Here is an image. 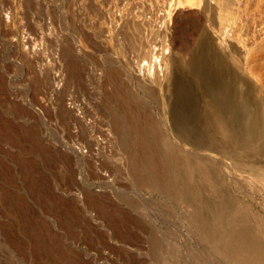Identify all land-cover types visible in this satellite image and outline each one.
<instances>
[{
  "label": "rangeland",
  "instance_id": "obj_1",
  "mask_svg": "<svg viewBox=\"0 0 264 264\" xmlns=\"http://www.w3.org/2000/svg\"><path fill=\"white\" fill-rule=\"evenodd\" d=\"M1 5L15 20L16 0ZM12 33L0 10V264H264L246 242L264 248V42L222 47L182 11L159 86L144 95L110 73L111 89L76 91L90 103L74 111L66 91L41 101L48 77ZM82 233L97 239L78 244Z\"/></svg>",
  "mask_w": 264,
  "mask_h": 264
},
{
  "label": "built area",
  "instance_id": "obj_2",
  "mask_svg": "<svg viewBox=\"0 0 264 264\" xmlns=\"http://www.w3.org/2000/svg\"><path fill=\"white\" fill-rule=\"evenodd\" d=\"M12 7L0 6L13 27L6 41L47 75L50 93L41 101L66 91L63 103L74 111L90 103L76 91L111 89L110 73L137 93L156 88L182 11L198 12L202 31L222 47L246 51L264 42V0H16L15 20Z\"/></svg>",
  "mask_w": 264,
  "mask_h": 264
},
{
  "label": "bare ground",
  "instance_id": "obj_3",
  "mask_svg": "<svg viewBox=\"0 0 264 264\" xmlns=\"http://www.w3.org/2000/svg\"><path fill=\"white\" fill-rule=\"evenodd\" d=\"M159 84H161V83L159 82V83H158V86H159ZM119 85H121V84H119ZM121 86H123V85H121ZM123 87H124V86H123ZM148 91H149V90H147V92H148ZM145 93H146V92H145ZM62 121H63V120H62ZM133 124H134V123H133ZM120 125H121V124H120ZM126 125H127V124H126ZM132 127H133V126H132ZM129 130H130V129H129ZM135 137H137V136H135ZM136 140H137V139H136ZM140 147H141V146H140ZM140 152H144V149H143L142 147L140 148ZM16 200L18 201L19 198L15 199L14 201H16ZM22 200H23V199H22ZM20 201H21V200H20ZM21 202H22V201H21ZM27 202H28V201H27ZM13 203H15V202H13ZM17 203H18V202H17ZM15 204H16V203H15ZM13 205H14V204H13ZM19 205H21V204H19ZM19 205H17V206H19ZM22 205H23V204H22ZM14 207H15V205H14ZM14 207H13V208H14ZM19 207H21V206H19ZM23 207H25V206H23ZM29 207H30V206H29ZM32 207H33V206H32ZM32 207H30V208H32ZM37 207H38V205H37ZM13 208H12V209H13ZM26 208H28V207H26ZM38 208H39V207H38ZM15 209H16V208H15ZM189 210H190V209H189ZM19 211H20V210H19ZM29 212H31V209H30V211L28 210L26 213L30 214ZM33 213H34V212H33ZM15 214H16V213H15ZM26 216H27V214H26ZM30 216H32V215H30ZM33 217H34V216H33ZM27 218H29V217L27 216ZM17 219H18V218H17ZM29 220H31V218H29L28 221H29ZM33 220H35V217H34V219L32 218V221H33ZM40 220H41V218H40ZM32 221H29V222L32 223ZM42 221H43V220H42ZM42 221H41V223H39L40 221H38V222H36V223H38V225H40V224L42 225V224H43ZM36 223H35V224H36ZM216 223H217V222H216ZM14 224H15V223H14ZM45 224H46V223H45ZM45 224H43L44 228H45V226L47 227V225H48V224H47V225H45ZM212 224H213V223H212ZM214 224H215V223H214ZM16 226H17V225H16ZM28 226H29V225H28ZM35 227H36V226H35ZM35 227H34V228H35ZM40 227L43 228L42 226H40ZM41 228H40V231H41ZM44 228H43V229H44ZM32 229H33V228H31V230H32ZM128 229H129V228H128ZM130 229H131V228H130ZM21 230H22V229H21ZM29 230H30V229H29ZM35 230H36V229H34V232H36ZM45 230L48 231V228H45ZM59 230H60V229H59ZM132 230H134V229H132ZM209 230H210V236L212 237V239H213V241H214V245L217 247V249H220V248L222 249V248H224L225 243H224V241L220 238V236L218 235V232H219V231H218L217 229L213 228V227H210V226H209ZM2 231H4V230H2ZM18 231H19V230H18ZM25 231H26V230H25ZM27 231H28V230H27ZM37 231H39V230H37ZM43 231H44V230H43ZM49 231H50V230H49ZM55 231H58V230H55ZM119 231H120V230H119ZM4 232H5V231H4ZM22 232H24V230H23ZM22 232L19 231L18 233H22ZM61 232H62V231H61ZM61 232H60V234H61ZM63 232H64V231H63ZM63 232H62V233H63ZM130 232H131V231H129V232L127 231V233H129V234H130ZM134 232H135V231H134ZM1 233H3V232H1ZM18 233H16V231H15V232H10V231H9V232H6V233H5L6 235H4L5 237H2V239H4V238L6 239V237H7V238H8V242H11L10 239H13L14 242L16 243V246H17L18 249L20 250V249H22V248L24 249V245H23L24 243H23V240H22L21 238H19L20 235H18ZM28 233H30V232H28ZM28 233H27V234H28ZM38 233H39V232H38ZM52 233L54 234L55 232L52 231ZM57 233H59V232H57ZM64 233H65V232H64ZM64 233H63V234H64ZM87 233H88V232H87ZM127 233H126V234H127ZM131 233H132V232H131ZM227 233H228V232H227ZM22 234H24V233H22ZM43 234H44V236H45V235H48L49 233L47 232V234H46V233L43 232ZM43 234H42V235H43ZM60 234H59L60 237H65V236H66L65 234H64L65 236H62V235H60ZM89 234H90V233H89ZM89 234H83V233H82V234H78V237H77V239L75 240V242L78 243V244H80V242H83V241H85V239L88 238L87 235H89ZM120 234H121V232H120ZM24 235H26V234H24ZM30 235H31V234H30ZM30 235H29V236H30ZM38 235H39V234H38ZM42 235H41V236H42ZM49 235H50V234H49ZM49 235H48V237H52L51 235H50V236H49ZM54 235H55V234H54ZM56 235H57V234H56ZM123 235H124V234H122V236H123ZM133 235H134V234H133ZM228 235H229V234H228ZM27 236H28V235H27ZM32 236L34 237V240L31 238V239H32V241H31L32 244L34 243L33 245L37 244V241H40V240H41V238H40L39 240H37V238H39V237L37 236V232H36V235H35V236H34L33 234H32ZM36 236H37V238H36ZM41 236H40V237H41ZM89 236L94 237V240L97 239V235H96V234H94V235H91V234H90ZM225 236H226V234H225ZM21 237H22V236H21ZM30 237H31V236H30ZM55 237H57V236H55ZM60 237H59V238H60ZM66 237H67V236H66ZM234 237H235V239H237V240H239V241H243L244 238H245L244 235H242L241 233H236V232H234ZM35 238H36V239H35ZM116 238H118V237H116ZM131 238H132V237H131ZM231 238H232V237H231ZM5 239H4V240H5ZM26 239H28V237H27ZM31 239H29V240H31ZM60 239H62V238H60ZM125 239H129V238H125ZM9 240H10V241H9ZM47 240H48V239H47ZM62 240H63V239H62ZM64 240H65V239H64ZM64 240H63V242H64ZM67 240H68V239H67ZM232 240H233V239H232ZM21 241H22V242H21ZM34 241H36V243H35ZM41 241H42V244H43V243H44L43 240H41ZM41 241H40V242H41ZM48 241H49V240H48ZM48 241H47V243H48ZM51 241H53V239H51ZM54 241H56V240H54ZM60 241H61V240H60ZM5 242H6V241H5ZM26 242H27V241H26ZM40 242H39V243H40ZM57 242H58V241H57ZM63 242H61V243L58 242V243L61 245ZM65 242H66V241H65ZM246 242H247V244H249V245L252 247L253 252H254V254H255V257H256L257 259H259V260H264V248H263L261 245H259L258 243H256V242H252V241H250V240H248V241H246ZM11 243H13V242H11ZM15 243H14V244H15ZM51 243H52V242H51ZM51 243H50V244H51ZM53 243H55V242H53ZM53 243H52V244H53ZM58 243H57V244H58ZM66 243H67V242H66ZM29 244H30V241H29ZM42 244H38V245L42 246L41 248H43V245H42ZM45 244H46V242L44 243V245H45ZM48 244H49V243H48ZM59 244H58V245H59ZM63 244H64V243H63ZM68 244H69V243H68ZM230 244H231V243H230ZM239 244H240V243H239ZM9 245H10V243H9ZM12 245H13V244H12ZM46 245H47V244H46ZM54 245H56V244H54ZM54 245H53V246H54ZM58 245H57V246H58ZM10 246H11V245H10ZM16 246H13V248L16 247ZM40 246L38 247V249L40 248ZM53 246H51V247H52V250H53ZM61 246H62V245H61ZM68 246H69V245H68ZM231 246H232V245H231ZM27 247H28V246H26L25 248H27ZM30 247H31V246H29L28 248H30ZM45 247H46V246H45ZM69 247H70V246H69ZM28 248H27V249H28ZM36 248H37V246H36ZM49 248H50V247H49ZM49 248H48V249H49ZM55 248H56V247H55ZM65 248H66V247H65ZM14 249H15V248H14ZM18 249H16V250H18ZM32 249H33V247H32ZM38 249H37L36 252L40 251V250H38ZM56 249H57V248H56ZM58 249L60 250L61 247L58 248ZM62 249H64V245H63ZM66 249H68V248H66ZM16 250H14V251L17 252ZM28 250H30V249H28ZM43 250H44V249H43ZM68 250L70 251V249H68ZM46 251L48 252V250H46ZM56 251H57V250H56ZM71 251H72V250H71ZM20 252H21V251H20ZM23 252H24V250H23ZM25 252H26V249H25ZM27 252H28V251H27ZM34 252H35V251H34ZM40 252L43 253V251H40ZM40 252H39V253H40ZM44 252H45V251H44ZM49 252H50L49 254L51 255V252H52V251H49ZM53 252H54V251H53ZM63 252H65V251H63ZM67 252H68V251H67ZM219 252H220V251H219ZM223 252H224V251H223ZM18 253H19V252H18ZM29 253L31 254L32 252H29ZM29 253H28V255H29ZM56 253H57V252H56ZM56 253H54V254H56ZM68 253H69V252H68ZM68 253H67V254H68ZM71 253H74V252H71ZM76 253H77V252H75L74 254H76ZM35 254H36V253H35ZM37 254H38V253H37ZM37 254H36V255H37ZM43 254H44V253H43ZM64 254H65V253H64ZM64 254H63V255H64ZM78 254H79V253H78ZM22 255H25V254H22ZM50 255L47 254V255H46L47 258H48ZM56 255L59 256V254H56ZM79 255H80V254H79ZM34 256H35V255H34ZM34 256H33V257H34ZM40 256H42V255H40ZM44 256H45V254H44ZM44 256H42V257H44ZM46 256H45V257H46ZM52 256H53V255H52ZM68 256H69V257H70V256L72 257L73 255H70V253H69ZM68 256H66V254H65V257H66V258H67ZM31 257H32V256H31ZM33 257H32V258H33ZM37 257H38V256H37ZM65 257L63 258L64 260H65ZM74 257H75V256H74ZM74 257H73V258H74ZM77 257H78V256H77ZM79 257H81V256H79ZM79 257H78V258H79ZM130 257H132V256L130 255ZM28 258H29V256H28ZM40 258H41V257H40ZM47 258H46V259H47ZM52 258L54 259V257H52ZM52 258L50 257V259H52ZM55 258H56V256H55ZM58 258H59V257H58ZM58 258H57V259H58ZM50 259H49V260H50ZM59 259L62 260V258H59ZM74 259H75V258H74ZM74 259H71V258H70V260H73V261H74ZM76 259H77V258H76ZM80 259H81V258H80ZM49 260H48V261H49ZM70 260H69V258H68V260H66V261H68V263H70V262H71ZM81 260H82V259H81ZM45 261H47V260H45ZM53 261H54V260H53ZM56 261H59V260H56ZM69 261H70V262H69ZM77 261H78V260H77ZM77 261H76V262H77ZM39 262H41V261H39ZM42 262H43V261H42ZM51 262H52V261H51ZM64 262H65V261H64ZM78 262L81 263L80 261H78ZM34 263H35V262H34ZM37 263H38V262H37ZM58 263H60V261H59ZM38 264H39V263H38ZM43 264H44V263H43ZM45 264H46V263H45ZM71 264H72V263H71Z\"/></svg>",
  "mask_w": 264,
  "mask_h": 264
}]
</instances>
